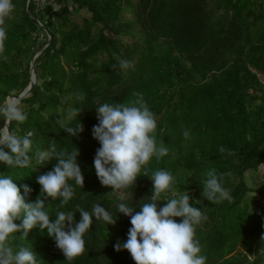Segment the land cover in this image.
<instances>
[{
	"label": "trees",
	"instance_id": "trees-1",
	"mask_svg": "<svg viewBox=\"0 0 264 264\" xmlns=\"http://www.w3.org/2000/svg\"><path fill=\"white\" fill-rule=\"evenodd\" d=\"M12 2L0 53V105L26 87L38 51L35 82L18 100L28 118L10 126L19 136L32 133L33 159L27 168L0 163V175H10L18 187L28 185L27 202H35L41 192L37 177L57 163L53 158L38 164L35 154L48 150L52 140L58 151L77 148L83 187L69 181L74 196L63 207L59 199L45 201L50 219L71 210L74 226L80 220L76 205L91 211L100 203L116 221L93 217L84 236L86 250L71 261L39 227L12 234L14 251L30 248L38 264H135L126 249L114 248L126 242L131 227L117 205L139 211L150 202L152 173L167 169L176 178L175 190L187 191L190 205L206 216L196 228L206 264H264V172L259 178L252 174L251 183L246 176L264 164V0ZM80 8L88 14L78 22L73 13ZM126 34L132 39L125 40ZM134 92L156 116V141L168 154L154 156L131 188L114 190L100 183L94 168L100 147L92 136L96 108L136 99ZM67 111L74 114L65 117ZM78 123L83 131L76 136L61 128ZM211 168L224 174L231 202L202 196L201 179Z\"/></svg>",
	"mask_w": 264,
	"mask_h": 264
},
{
	"label": "clouds",
	"instance_id": "clouds-1",
	"mask_svg": "<svg viewBox=\"0 0 264 264\" xmlns=\"http://www.w3.org/2000/svg\"><path fill=\"white\" fill-rule=\"evenodd\" d=\"M14 9L12 0H0V53L4 51L7 39L5 21L11 18ZM121 63L127 65L125 61ZM133 96L136 99L126 103L106 102L96 108L98 123L92 128V136L99 141L100 147L96 150L94 168L100 183L114 190L131 188L142 168L154 156L160 158L168 154L163 143L158 145L156 141V116L140 93L134 92ZM0 117L4 120V125L0 126V163L9 167H29L33 159L29 155L33 149L32 133L19 136L10 131L13 121L22 124L28 118L20 102L15 97L8 98L0 105ZM61 128L70 136L83 131L80 123L75 128L64 125ZM52 141L48 150L35 154L38 164L53 158L57 160L52 170L37 177L41 192L35 202H27L32 191L28 185L18 187L10 175H0V264H38L36 254L30 248L21 246L14 251L9 242L14 233L27 235L36 227L47 229L48 235L54 237L56 247L71 261L85 252L84 236L90 230L93 217L106 224L116 222L100 203L93 204L91 211L76 205L80 220L74 226L71 210L58 211L55 220L50 219L45 201L59 199L63 207L74 196L69 181H75L80 188L84 184L76 159L79 150L58 151ZM223 176L218 175L215 168L204 174L201 184L205 199L212 203L231 202L230 189L222 184ZM150 178L153 182L150 202L142 203L139 211L123 202L117 205L118 212L130 217L131 227L126 242L122 245L117 242L115 250L126 249L135 264H206V257L200 255L201 246L196 239V228L206 216L200 208L190 205L187 191L179 193L175 190L176 178L171 171L159 169ZM168 192L172 195L162 198V194ZM161 200L166 201L163 206L158 204ZM176 217L181 218L180 222L174 219ZM16 220L22 222L17 224Z\"/></svg>",
	"mask_w": 264,
	"mask_h": 264
},
{
	"label": "rangeland",
	"instance_id": "rangeland-1",
	"mask_svg": "<svg viewBox=\"0 0 264 264\" xmlns=\"http://www.w3.org/2000/svg\"><path fill=\"white\" fill-rule=\"evenodd\" d=\"M132 1H135V0H132ZM87 14H88V12L86 11L85 8H80V9L76 10L73 13V17L75 18L76 21L81 22L82 21V17L84 15H87ZM127 14H129V12H127ZM123 38L125 40H131L132 39L128 34L124 35ZM8 98H10V96H8L6 98V100ZM6 100H5V102H6ZM66 109H68V107H66ZM73 114L74 113L72 111H67V114L65 115V117H69L70 115H73ZM263 172H264V164H262L261 166H259V168L255 172H251V171L246 172L247 181H249L251 183V179L250 178H251L252 174L254 176L256 175V178H259V176H261Z\"/></svg>",
	"mask_w": 264,
	"mask_h": 264
},
{
	"label": "water",
	"instance_id": "water-1",
	"mask_svg": "<svg viewBox=\"0 0 264 264\" xmlns=\"http://www.w3.org/2000/svg\"><path fill=\"white\" fill-rule=\"evenodd\" d=\"M28 0H26L27 3ZM38 51H36L32 57V59L30 60V80L28 82V84L26 85V87L19 92L18 94L14 95H10V97H15L17 100H19L20 97L27 95L30 92V89L33 85V83L35 82V72H34V57L37 55Z\"/></svg>",
	"mask_w": 264,
	"mask_h": 264
},
{
	"label": "built area",
	"instance_id": "built-area-1",
	"mask_svg": "<svg viewBox=\"0 0 264 264\" xmlns=\"http://www.w3.org/2000/svg\"><path fill=\"white\" fill-rule=\"evenodd\" d=\"M42 4L45 2V0H39Z\"/></svg>",
	"mask_w": 264,
	"mask_h": 264
}]
</instances>
